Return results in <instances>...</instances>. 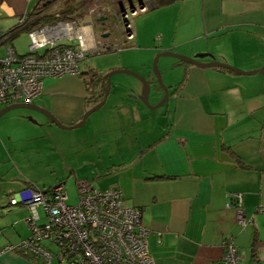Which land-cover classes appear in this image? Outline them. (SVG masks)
Listing matches in <instances>:
<instances>
[{"label": "crops", "instance_id": "0c3cea01", "mask_svg": "<svg viewBox=\"0 0 264 264\" xmlns=\"http://www.w3.org/2000/svg\"><path fill=\"white\" fill-rule=\"evenodd\" d=\"M140 1L147 3H129L139 8ZM31 3L0 0V31L29 14ZM150 10L130 20L126 39L135 47L146 45L154 52L172 51L245 72L264 69V0H174ZM85 30L90 37L92 31ZM117 39L111 37L108 46ZM172 65L176 80L169 86L170 123L165 116L153 120L136 94L115 91L83 128L58 127L27 108H22L27 113L8 115L13 127L0 131V169L12 164L9 142L22 144L41 166L14 177L0 172V250L29 237L28 211L21 204L10 205L9 197L26 187L40 189L33 180L42 182L47 166L55 180L48 186L42 182L40 190L70 179L75 185L96 180L104 189H119L128 205L139 207L153 264H222L228 236L238 248L239 264H264V72L240 74L183 61ZM95 71L100 77L93 81L85 78L87 70L45 78L31 103L73 126L102 100L100 79L106 72ZM119 138L127 139L128 149L105 161L101 148ZM88 147L94 150L90 157ZM232 193L241 194L244 226L238 224L235 208L227 206ZM0 264L45 263L7 249L0 253ZM49 264L63 263L54 256Z\"/></svg>", "mask_w": 264, "mask_h": 264}, {"label": "built area", "instance_id": "2783aa9c", "mask_svg": "<svg viewBox=\"0 0 264 264\" xmlns=\"http://www.w3.org/2000/svg\"><path fill=\"white\" fill-rule=\"evenodd\" d=\"M121 18H127V13ZM26 21V14L18 17L20 25ZM123 24L127 32L130 24ZM85 29L87 26L75 21L38 26L27 32L25 54H17L9 35L0 31V105L32 102L41 94L45 78L79 75L82 62L94 50ZM76 190L74 204L68 202L63 184L44 190L30 186L11 195L10 205L21 204L28 211L25 221L30 235L0 253L17 249L45 264L54 256L63 264H153L147 246L149 230L141 224L139 207L128 205L116 188L98 189L90 181L80 180ZM227 206L235 208L238 224L246 225L241 194L232 193ZM221 259L222 264L240 262L231 236L225 238Z\"/></svg>", "mask_w": 264, "mask_h": 264}, {"label": "rangeland", "instance_id": "374dc122", "mask_svg": "<svg viewBox=\"0 0 264 264\" xmlns=\"http://www.w3.org/2000/svg\"><path fill=\"white\" fill-rule=\"evenodd\" d=\"M144 1L148 4L146 5V11H151L150 5L153 4L154 0ZM36 2L37 0H32L30 11L33 9ZM129 2H135L136 4L137 0H57L54 3L50 4L47 8H44V11L42 13L60 14L62 13V11L66 10L67 7H71V5H75L76 7H78V13L82 12L83 18L80 21L75 22L78 26L85 25L89 30L92 31V33H90L89 38L92 42V49H94L93 52L90 53L91 55L87 57L85 61L82 62L80 66L81 70L86 71L88 68H94L98 71L102 70L104 72H108L116 69H128L137 72L149 82L150 92L148 101L150 105H155L162 99L164 95L163 89L157 82L155 73L153 71V61L155 55L158 52H154L152 49H148L146 45L136 44L137 47H135L132 42L128 40L129 35L125 37L124 34H120V30L125 31L123 27L124 24L122 23L121 18V15L124 14L121 12V5L126 8L127 20L129 21V23L133 17L141 15L139 13L142 12L138 9V6L136 5L135 8H137V12L134 14L131 13L129 9ZM84 18L85 20H83ZM8 19L11 20L10 17ZM8 19H6V21H8ZM111 37L116 39L118 38V41L115 42V44L117 46L121 44V48L119 50L115 49L112 51L100 52L103 51L104 46L108 45L107 41L110 40ZM28 44L29 38L27 32H21L20 35L14 39V45L18 54L27 53ZM102 44H104V46H102ZM2 50V47H0V52H2ZM124 62L127 64L132 62V64L135 63V65L131 68L114 67L117 64L123 66ZM173 62L179 63L180 60L172 56H160L157 59V69L161 75L163 85H165L169 90V96L167 101L156 109H150L147 105L142 102L141 96L144 89V85L140 79L132 75L126 73H116L112 75L110 79L109 93L115 91L120 95L136 94L138 102L140 103V105L149 110V112L152 114L153 120L159 118L162 119L161 117L165 116L168 120V123H170L172 114L170 112V108L168 107L169 97H172V88L170 89L169 86H171L172 82L176 80L175 69L172 65ZM85 78L90 79L89 76H85ZM135 84H138V89L136 88ZM27 112H29V110L22 108H15L10 110L9 112H6L3 116L0 117V131L5 130L9 127H13V121H10L7 118L8 115L12 113ZM85 126L86 125L81 126V128ZM126 142L127 139L119 138L116 143H111L110 141L108 142V144L103 146L101 150L102 157L104 158V160L107 161L110 157L116 159V155H118V153L126 151L128 149L127 147H125L126 145H124ZM8 146L10 147L9 150H11L10 156H12V164H7L1 167L0 169V172L2 171L4 174H7L8 177H14L15 174H21V172H34L32 170L33 167L41 166V164H39L37 160V157L30 154V152L26 149V147H23L22 144L9 142ZM118 146H120V148H118ZM88 150H90V157L94 150L90 149V147H88ZM76 157V160L79 161V156ZM44 163L47 162L44 161ZM41 180L42 182H45V186L53 184L55 180V176L49 172L47 166L44 167V171H42L41 173ZM71 181L72 180L70 179L69 182L65 184V187L69 198L68 202L74 204L78 200L77 190L75 182L72 183L73 181ZM92 181L94 182L95 188L104 189V187L100 185V182L96 180ZM33 182L36 183L40 189H42L41 181L40 183H37V180H33ZM39 211L40 213H42L41 208H39Z\"/></svg>", "mask_w": 264, "mask_h": 264}, {"label": "water", "instance_id": "95a60500", "mask_svg": "<svg viewBox=\"0 0 264 264\" xmlns=\"http://www.w3.org/2000/svg\"><path fill=\"white\" fill-rule=\"evenodd\" d=\"M121 7H122L121 12L124 13L123 15H125L126 14V8H124L123 6H121ZM139 8L144 10V6H143V3H141V1H140ZM129 9L131 11L136 10L134 5H131V4L129 5ZM160 56H172V57L177 58L180 61H183L185 63H189L190 65L196 66V67H225V68L231 69V70H233L237 73H240V74H254V73H263L264 72V69L260 70V71H256V72H245V71H242L241 69L232 67V66L224 64V63H220V62L202 63V62H200L194 58H191V57H188V56H185L182 54H178V53H175L172 51H161L155 55V58L153 61V71L155 73L157 82L160 84L161 88L163 89L164 95H163L162 99L155 105L149 104L148 97H149V92H150V85H149V82L141 74L134 72V71H131V70H128V69H116V70H111V71H108V72L102 74L101 79H100V85H101L102 90H103L102 100L100 102L96 103L95 105H93L92 107H90L88 110H86L84 112V114L82 115L81 120L73 126L63 125L49 110H47L45 108H41L38 105L31 103V102L30 103H17V104H10V105L3 106L2 108H0V117L12 109L27 108V109H31V110H35V111L40 112L45 117H47L51 122H53L55 125H57L58 127H61V128H71V127L83 126L87 117L90 114H92L93 112L99 110L102 107V105L105 103L106 98H107L108 93H109L110 79H111L112 75H114L116 73H126V74L132 75V76L140 79L144 85V89H143L142 96H141L142 102L145 105H147L150 109H156L159 106L163 105L167 101L168 96H169V90L165 85H163L162 80H161V75H160V73L157 69V65H156L157 59Z\"/></svg>", "mask_w": 264, "mask_h": 264}, {"label": "trees", "instance_id": "16d2710c", "mask_svg": "<svg viewBox=\"0 0 264 264\" xmlns=\"http://www.w3.org/2000/svg\"><path fill=\"white\" fill-rule=\"evenodd\" d=\"M55 1H57V0H38L37 3L35 4V6L33 7L32 11L29 14H27V21L24 24H22V25H20L17 22L15 25H13L7 31H5L4 35H9V39L8 40H10V42L12 43L14 41V39L17 36L20 35L21 32H28V31H30V30L38 27V26L45 25V24H52V23H54L56 21H68V20L80 21L81 20L83 14H82V12L78 13V7H76L75 5H71V7L70 6L67 7V9L62 11V13H60V14H48V13H44L43 14L42 12L44 11V8H47L50 4L54 3ZM173 1L174 0H154L153 4L150 5V7L151 8L152 7L155 8V7L163 6V5L169 4V3L173 2ZM40 4L42 5V6H40L42 9H40L37 12H35L36 8ZM78 4H80V3H78ZM146 5H148V4L147 3H143L144 11L146 10ZM136 12H137V9L135 10V13ZM74 14H77V15H74ZM122 23H125L126 25L130 24L129 21L127 20V18H124L122 20ZM124 32H125V34L126 33L130 34V29H127V32L126 31H124ZM120 48H121V44H119L117 46L114 43V44H112L110 46H108V45L104 46L103 47V51H100V50L99 51L100 52H106V51H112V50H115V49L119 50ZM99 51H97V52H99ZM90 55L91 54H88L87 57H89ZM87 73L90 76V81L96 80V79H98L100 77L99 73H97L94 68L87 69ZM184 80H185V77L181 80L179 85L175 88V90H174L175 92L183 84ZM100 92H101L100 98L102 99V97H103L102 87H101ZM90 182L94 186L93 182L92 181H90ZM58 184H63V183H58ZM47 189H49V188H47ZM105 189H107V188H105ZM41 221H44V217H43V220L41 219ZM51 249H54V247H51Z\"/></svg>", "mask_w": 264, "mask_h": 264}]
</instances>
